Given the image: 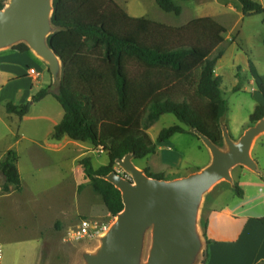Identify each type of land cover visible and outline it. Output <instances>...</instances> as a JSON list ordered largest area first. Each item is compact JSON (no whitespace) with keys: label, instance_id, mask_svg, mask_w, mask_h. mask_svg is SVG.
I'll return each mask as SVG.
<instances>
[{"label":"trees","instance_id":"16d2710c","mask_svg":"<svg viewBox=\"0 0 264 264\" xmlns=\"http://www.w3.org/2000/svg\"><path fill=\"white\" fill-rule=\"evenodd\" d=\"M6 0H0V9ZM193 0H155L165 13L180 16L182 2ZM245 16L264 14V5L255 0H238ZM53 25L58 28L48 43L60 57L63 66L59 88L39 91L25 104L6 102V111L19 120L27 116L34 104L48 95L65 111L55 127L52 141L64 137L100 148L109 158L108 165L94 169L92 160L80 162L84 178L101 197L107 212L116 217L124 209L121 192L101 177L115 171L116 161L133 154L145 160L158 152V144L176 135H188L200 141L192 130L224 147L221 120L228 104L221 90V78L215 76L218 62L224 56L226 28L212 17L191 20L174 27L146 18L130 16L115 0H54ZM26 53L24 44L13 47ZM252 77L264 98V80L250 62ZM50 73V72H49ZM241 85L234 88L240 91ZM173 115L181 125L163 129L156 141L148 131L163 116ZM264 118V105L256 106L250 123ZM19 155L7 151L0 161L4 179L3 192H21ZM149 177L167 179L163 174L145 168ZM178 178V177H176ZM264 180V176L262 177ZM81 185L79 191L83 190ZM239 198L244 191L236 184ZM264 224V220H259ZM204 222L206 250L203 264L210 258ZM264 264V261L258 263Z\"/></svg>","mask_w":264,"mask_h":264},{"label":"rangeland","instance_id":"374dc122","mask_svg":"<svg viewBox=\"0 0 264 264\" xmlns=\"http://www.w3.org/2000/svg\"><path fill=\"white\" fill-rule=\"evenodd\" d=\"M9 1H5V7ZM115 1L133 17H144L174 27L184 26L191 20L201 17H212L221 23L226 28L227 34L225 35L226 41L221 47L224 51V56L217 64L215 76L216 73L222 76L221 90L228 104V111L225 117L222 118V124L230 131L234 141L240 140L249 128L256 125L250 123V115L254 112L257 105H264V98L257 89V80L252 77L250 62L253 63L259 73V78L263 79L264 14L245 16L242 13V9L236 8L226 0L182 2L180 5L183 8V12L180 16L163 12L155 0ZM255 1L264 5V0ZM235 2L237 3L236 6L241 7L238 0H235ZM238 85H241V90L236 92L234 88ZM38 103L34 104L32 109L37 108V112H40V108H43V105H38ZM8 116L6 100L4 98L0 99V161L8 150L17 151L20 154L19 156H21L22 173L28 186L34 182L31 181L32 178L28 172L33 170L34 165L38 162L35 157L37 152L23 145L25 143L18 142L16 138L17 128H15L17 121L13 120L11 124ZM175 125L183 126L173 115H165L149 129L148 133L155 140L163 129ZM175 137L176 139L173 138L170 142L175 145L174 148L177 152L183 153L184 164L182 168L175 170L173 168L164 169L162 168L159 155H156L151 158L152 161L148 162L154 172L163 174L167 179L174 180L200 172L208 165L210 156L208 151L204 149L207 147L201 140L199 141L188 135H177ZM177 140H180V145H177ZM70 144L69 148L74 154L75 175L77 178L82 176L80 184L84 186V191L80 193L76 201L83 206V209H90V219L103 221L110 225L114 224L116 217L109 215L101 197L91 187L84 185L87 181L80 166V162L83 159L90 158L94 169L97 170L102 166L108 165L109 158L107 154L100 148L92 147L89 143L71 142ZM201 145L204 148L199 150L198 147ZM222 149L227 150L225 143ZM251 156L258 164L259 170L264 174V132L255 139L251 149ZM133 163L142 171L147 168L145 167L146 160H133ZM45 167L42 169H45ZM52 169L48 171L52 172ZM115 171L124 178L132 180V177L125 173L124 169L118 164L115 166ZM53 182L52 178L45 182L40 181V185L44 189L41 191L46 192L48 188L52 185L54 186ZM3 183L4 179L0 174V202L3 196L8 195L3 192ZM227 184V181H222L216 185L213 189L214 191L212 190L205 201H203L204 203L199 212V218L200 216L202 218L200 219L199 230L203 237L206 219V212H203L204 207L216 195L217 191L220 192L227 189ZM12 193H9L12 195L4 199L3 204H1L3 207L5 206L2 213L5 228L3 230L7 228L9 231V239L6 240L0 236V240L3 243L1 264H84L82 254L94 252L99 248L98 240L94 242H71V231L76 229L78 225L76 223L80 218L87 217L86 214L68 215L69 220L73 222L71 224L73 228H65L57 234V222H65L66 218L47 214L45 211L46 205L53 199H48L41 195L39 186L29 187L21 195L18 194L19 192ZM228 196V193H224L218 200L220 202L227 200ZM8 199L9 201L7 202ZM5 202L7 203L4 205ZM147 238L143 264L147 262L149 257L152 232L148 233ZM201 264H203V261Z\"/></svg>","mask_w":264,"mask_h":264},{"label":"water","instance_id":"95a60500","mask_svg":"<svg viewBox=\"0 0 264 264\" xmlns=\"http://www.w3.org/2000/svg\"><path fill=\"white\" fill-rule=\"evenodd\" d=\"M54 0H10L0 9V50L26 44L47 62L58 86L62 61L49 45L58 28L53 25ZM227 150L216 146L197 130L192 132L211 154L210 164L200 172L166 180L149 177L134 163L133 154L116 161L128 180L114 171L101 177L122 194L124 209L116 222L98 238L99 248L82 254L84 264H143L147 235L152 232L145 264H201L206 243L199 230V212L205 196L219 183H233L232 170L238 166L261 173L251 156L257 137L264 132V118L234 141L222 124Z\"/></svg>","mask_w":264,"mask_h":264},{"label":"crops","instance_id":"0c3cea01","mask_svg":"<svg viewBox=\"0 0 264 264\" xmlns=\"http://www.w3.org/2000/svg\"><path fill=\"white\" fill-rule=\"evenodd\" d=\"M226 1L232 3L236 8L242 9V6H236L235 0ZM28 68H34L40 74L41 81L39 83L35 84L32 77L28 76ZM49 72V64L32 50L21 53L14 50L13 47L1 49L0 99L4 98L6 102L12 101L20 105L29 102L35 94L50 86L53 87V92H56L61 80L59 85L55 86L53 75ZM216 77L221 78V81L223 80L218 73H216ZM38 105H43L40 112H37V108H34L21 121L15 115L8 116L11 124L13 120L17 121L15 128H17L16 138L18 142L25 143L23 145L37 152L35 157L38 162L34 165V169L28 172L32 178L31 181L34 182L28 186L23 177L21 156H19L18 169L23 190L18 194L21 195L29 187L39 186L41 195L48 199L52 198L53 200L46 205L45 211L47 214L66 218L65 222H57L58 234L65 228H73L71 227L73 222L69 220L68 215L86 214L87 217L80 218L76 223V225H79L81 220L90 219V209H83V206L76 201L84 190L79 191L82 176L77 178L75 175L74 154L69 148L70 143L74 141L68 137H64L57 142L51 140L55 127L65 116V111L53 95H48ZM173 138L176 139L175 136ZM172 139L166 143L158 144L156 155H159L161 159L162 168L181 169L184 164V156L183 153L175 150V145L170 142ZM177 141V145H180V140ZM203 148L202 145L198 147L199 150ZM204 149L208 151L210 156L209 165L211 154L207 148ZM156 155L145 159V167H149L151 172L157 174L158 172H154L148 164L149 161H152L151 158ZM43 167L45 169H42ZM51 168H53L52 172L48 171ZM260 172L259 174L242 166L234 168L232 170L233 183L227 182V189L217 191L213 198L207 203L205 202L203 212H206L205 221L208 224L207 237L213 242L209 246L210 258L208 264H258L264 261V224L259 221L260 219L264 220V180L262 179L264 174L262 171ZM49 178L53 179L54 186L52 185L46 192L41 191L44 189H42L40 181L45 182ZM236 184L244 191L242 198H239L234 191ZM84 185L91 187L89 182ZM212 190L205 196V199ZM224 193H228L229 196L227 200L220 202L218 199ZM12 194L3 196L0 202V236L6 240L9 239V231L7 228L3 230L5 228L2 213L5 206L3 207L1 204H3L4 199L9 198ZM200 219H202L201 216ZM1 244L3 243L1 242Z\"/></svg>","mask_w":264,"mask_h":264},{"label":"built area","instance_id":"2783aa9c","mask_svg":"<svg viewBox=\"0 0 264 264\" xmlns=\"http://www.w3.org/2000/svg\"><path fill=\"white\" fill-rule=\"evenodd\" d=\"M28 76L32 77L34 83L37 84L41 81L40 74L34 68H28ZM111 225L106 222H101L92 219H83L80 224L71 231V242L81 241H97L100 236L105 234ZM3 257L2 244L0 242V264Z\"/></svg>","mask_w":264,"mask_h":264}]
</instances>
